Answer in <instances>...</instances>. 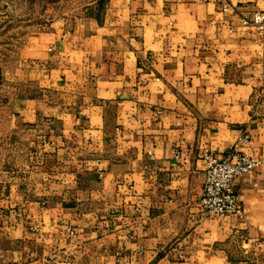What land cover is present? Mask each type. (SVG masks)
Here are the masks:
<instances>
[{"label":"crops","instance_id":"0c3cea01","mask_svg":"<svg viewBox=\"0 0 264 264\" xmlns=\"http://www.w3.org/2000/svg\"><path fill=\"white\" fill-rule=\"evenodd\" d=\"M92 6L19 51L0 264H264V31L242 25L264 0ZM236 143L261 161L242 212L199 218L206 155Z\"/></svg>","mask_w":264,"mask_h":264},{"label":"rangeland","instance_id":"374dc122","mask_svg":"<svg viewBox=\"0 0 264 264\" xmlns=\"http://www.w3.org/2000/svg\"><path fill=\"white\" fill-rule=\"evenodd\" d=\"M93 1L0 0V196L23 173L29 149V136L12 111L13 98L27 92L18 75L21 46L46 34L57 18L89 14Z\"/></svg>","mask_w":264,"mask_h":264},{"label":"built area","instance_id":"2783aa9c","mask_svg":"<svg viewBox=\"0 0 264 264\" xmlns=\"http://www.w3.org/2000/svg\"><path fill=\"white\" fill-rule=\"evenodd\" d=\"M242 25L264 31V9L242 18ZM246 137L240 141L246 140ZM239 143L222 155L207 154L202 194L197 203L199 218L240 214L242 205L235 190L237 178L250 175L261 164L254 154L238 151Z\"/></svg>","mask_w":264,"mask_h":264}]
</instances>
